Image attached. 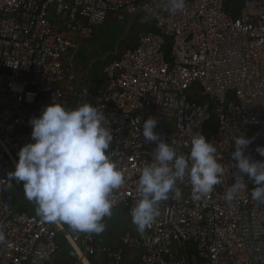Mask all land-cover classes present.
Segmentation results:
<instances>
[{"label": "built area", "instance_id": "built-area-1", "mask_svg": "<svg viewBox=\"0 0 264 264\" xmlns=\"http://www.w3.org/2000/svg\"><path fill=\"white\" fill-rule=\"evenodd\" d=\"M226 3L185 0L172 12L168 0H0V264H48L62 241L71 264H94L93 233L20 211L16 182L8 180L18 151L33 142L30 119L54 100L66 109L89 103L103 111L113 135L110 160L124 176L111 194L112 212L124 208L131 219L139 199L137 182L156 147L142 136L149 117L178 154L187 155L185 145L202 134L224 168L200 200L192 199L187 177L177 181L181 196L161 201L143 233H125L121 247L107 251L112 264H123L124 249L139 251V264H264V204L251 197L256 185L241 174L247 189L224 199L241 179L231 156L234 136L249 138L244 154L264 161L256 150L264 147V0H244L235 17ZM130 9L157 32L141 33L135 49L107 65L103 86H84L85 76L65 59L77 54V39L94 40L110 15Z\"/></svg>", "mask_w": 264, "mask_h": 264}, {"label": "clouds", "instance_id": "clouds-1", "mask_svg": "<svg viewBox=\"0 0 264 264\" xmlns=\"http://www.w3.org/2000/svg\"><path fill=\"white\" fill-rule=\"evenodd\" d=\"M169 11L185 7V0H168ZM139 123V119L137 124ZM31 139L18 151L14 171L8 180L23 183L25 197L37 205L36 212L44 221L67 224L72 230L100 234L105 217L112 214L111 194L124 184L123 174L110 160L108 152L113 140L102 110L89 103L66 109L61 102L45 106L38 117L30 119ZM156 119L143 122L142 136L155 142L153 160L141 170L137 193L139 199L131 209L132 223L138 232L159 215L158 205L169 194L181 196L177 181L185 177L191 186L193 200L212 192L220 182L224 168L217 162L215 146L196 132L185 145L187 155L178 154L168 142L154 132ZM231 153L241 177L235 180L224 199L232 201L235 194L246 190L243 176L256 187L251 197L264 204V161L245 155L251 140L244 135L233 137ZM264 156V147L256 149ZM4 234L0 231V242Z\"/></svg>", "mask_w": 264, "mask_h": 264}, {"label": "crops", "instance_id": "crops-1", "mask_svg": "<svg viewBox=\"0 0 264 264\" xmlns=\"http://www.w3.org/2000/svg\"><path fill=\"white\" fill-rule=\"evenodd\" d=\"M125 16L133 19L135 21L137 19L136 16H133L134 10L130 9L127 12H123ZM122 14V13H120ZM140 17H138L139 19ZM120 19L122 16L120 15ZM153 23V22H152ZM150 24V23H149ZM154 26V23H153ZM105 28H98L96 31V35L94 40L82 39L84 42L82 44L83 51L85 53L84 56L79 55L81 45L80 41L77 42L79 44V50L77 54H71L69 57L65 59V65L67 68H74L76 74L84 77L83 85L87 87L98 86L101 87L105 83V75H101L103 72V66L107 64L112 55L107 56L106 58H101L98 60V54L95 55L96 51H98V33L104 31ZM153 28L148 26L147 29L144 28L142 32H152ZM141 34V33H140ZM137 40L132 43H129L126 46V50L135 49L137 46ZM124 51V52H125ZM118 54L116 51L113 55ZM117 56V55H115ZM117 58V57H115ZM90 59V60H89ZM88 74L89 78H86ZM82 81V79H81ZM13 194H15L16 206L20 211L28 212L33 215H37L36 208L37 205L33 201H29L23 191V183L16 182L15 189L13 190ZM105 225L104 231L100 234L93 233L95 236V246H96V255L93 258L94 264H112L107 251L109 249H116L121 247V238L122 236L129 233L138 232L136 226L132 223V220L127 216L124 208H119L116 211L112 212L111 216L105 217L102 221ZM61 251L59 254L49 261L48 264H71L72 259L69 255V246L65 241L61 243ZM140 252L137 250H123V264H139Z\"/></svg>", "mask_w": 264, "mask_h": 264}, {"label": "rangeland", "instance_id": "rangeland-1", "mask_svg": "<svg viewBox=\"0 0 264 264\" xmlns=\"http://www.w3.org/2000/svg\"><path fill=\"white\" fill-rule=\"evenodd\" d=\"M120 15L122 19H120ZM150 23V24H149ZM148 26L153 28V23L150 19L140 17L133 21L131 18H127L124 13L110 15L109 21L104 26L105 30L98 33V60L106 58L112 55L113 58L119 57L126 49L129 43H132L140 35V33L147 29ZM80 41L81 49L79 55L84 56L85 53L82 48L83 40ZM118 54L113 55L115 52ZM90 60V59H89Z\"/></svg>", "mask_w": 264, "mask_h": 264}, {"label": "trees", "instance_id": "trees-1", "mask_svg": "<svg viewBox=\"0 0 264 264\" xmlns=\"http://www.w3.org/2000/svg\"><path fill=\"white\" fill-rule=\"evenodd\" d=\"M243 1H244V0H227V3H226V9H227V12H228L231 16H233V17L237 16V15H238L237 12L239 11L240 4H241ZM145 32H147V31H145ZM152 32H153V33L157 32L155 26H153V30H152ZM141 33H143V32H141ZM115 59H119V57H117V58H112V59H110L109 61H107V62H106L107 64H105V66H103V68L105 69V67H106L107 65H109L110 63H112V61L115 60ZM104 69H103V72H101V75L104 74ZM104 77H105V76H104ZM182 252H184V251H182ZM186 252H188V253L190 254V257H192V255L195 254V249H194V248H189Z\"/></svg>", "mask_w": 264, "mask_h": 264}]
</instances>
